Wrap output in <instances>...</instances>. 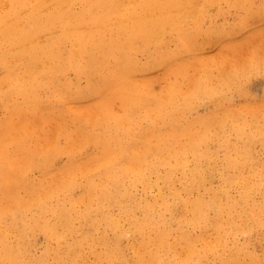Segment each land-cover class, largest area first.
I'll return each instance as SVG.
<instances>
[{
    "label": "bare ground",
    "instance_id": "1",
    "mask_svg": "<svg viewBox=\"0 0 264 264\" xmlns=\"http://www.w3.org/2000/svg\"><path fill=\"white\" fill-rule=\"evenodd\" d=\"M262 22L264 0H0V264H264L237 244L264 242Z\"/></svg>",
    "mask_w": 264,
    "mask_h": 264
},
{
    "label": "rangeland",
    "instance_id": "2",
    "mask_svg": "<svg viewBox=\"0 0 264 264\" xmlns=\"http://www.w3.org/2000/svg\"><path fill=\"white\" fill-rule=\"evenodd\" d=\"M262 23H264V22H262ZM259 24H255V23L251 24V26H249L248 30L251 29L250 31H252ZM248 33H249V31H248ZM263 42L264 41H260V38L257 37V38L252 39V41L250 43V46H252V45H254L256 43H260L261 44ZM213 49H214L215 53L217 54L218 53V49H215V48H213ZM209 51H212V50L209 49ZM246 52H247V50L244 49L243 53H246ZM164 83H165L164 81L160 80L159 82L154 83L155 84L154 86H155V88L159 89ZM263 89H264V78L263 77H259V78H257L255 80V82H254V84L252 86V93L256 94V95H258L260 97L262 92H263ZM211 110H212V105H208L206 108H203L204 112H209ZM255 152H256V161L261 162L264 159V156H263V153H262L261 146L259 144H256ZM65 161H66L65 157L60 158L57 165L60 166ZM261 171H262V174L264 175V166L262 167ZM220 185H221V180L216 177L214 179V181H213L212 187L218 189L220 187ZM232 193L235 194V195H239V192H237L236 188H234L232 190ZM252 196H253L252 198L254 199V201H256L257 203L260 202L263 199L262 191L254 192L252 194ZM115 212H117L116 209H115ZM47 243L48 242H46L43 237H41V236L37 237L36 244H35V247H34V250H33L34 256H36V258L40 257L44 253V251H45V249L47 247ZM52 243H54V242H52ZM237 244L240 245V246H244V248H246L247 250H249L251 252H255L256 251L258 253L263 251L262 248L264 247V242H263V244H260L258 246L252 244L251 242H247V239L244 237V235H240L239 236ZM122 245H123L124 251H125L128 259L131 260L132 257H133L132 248L130 247V245L126 241L123 242ZM230 246H233V245L231 244ZM90 258L92 259V256ZM49 261H52V258H49ZM37 263L38 262L36 261V264ZM209 263L210 262H206L205 264H209Z\"/></svg>",
    "mask_w": 264,
    "mask_h": 264
}]
</instances>
